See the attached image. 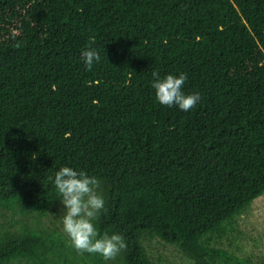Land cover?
<instances>
[{"label":"trees","instance_id":"1","mask_svg":"<svg viewBox=\"0 0 264 264\" xmlns=\"http://www.w3.org/2000/svg\"><path fill=\"white\" fill-rule=\"evenodd\" d=\"M153 71L197 106L161 105ZM62 166L101 182L107 264H158L152 239L264 264L211 242L264 192V0H0V264H106L63 232Z\"/></svg>","mask_w":264,"mask_h":264},{"label":"clouds","instance_id":"2","mask_svg":"<svg viewBox=\"0 0 264 264\" xmlns=\"http://www.w3.org/2000/svg\"><path fill=\"white\" fill-rule=\"evenodd\" d=\"M101 57L92 47L82 52V60L86 70H91L94 63ZM152 82L156 100L164 106L178 108L184 112L194 109L201 97L199 93L185 94L182 89L187 80L185 73L167 74L161 78L158 71H153ZM53 181L64 213L61 217L63 232L68 237L71 246L81 255L88 253L99 255L107 264L115 260L127 249L125 237L122 234H100L94 221L101 213H106L105 199L99 193L100 180L89 176L83 170L70 166H62L56 172Z\"/></svg>","mask_w":264,"mask_h":264},{"label":"rangeland","instance_id":"3","mask_svg":"<svg viewBox=\"0 0 264 264\" xmlns=\"http://www.w3.org/2000/svg\"><path fill=\"white\" fill-rule=\"evenodd\" d=\"M62 217L64 211L58 212ZM62 222V221H60ZM227 234L213 238L212 243L225 247L230 251L249 257L253 262L264 260V192L254 198L250 205L228 225ZM149 253L158 264H190L180 249L158 239L147 242Z\"/></svg>","mask_w":264,"mask_h":264}]
</instances>
